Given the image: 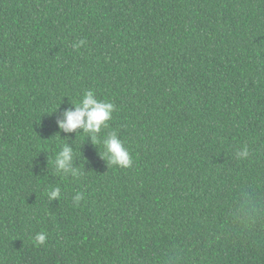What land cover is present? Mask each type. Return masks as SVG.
<instances>
[{
	"label": "trees",
	"instance_id": "16d2710c",
	"mask_svg": "<svg viewBox=\"0 0 264 264\" xmlns=\"http://www.w3.org/2000/svg\"><path fill=\"white\" fill-rule=\"evenodd\" d=\"M89 89L131 167L59 132ZM0 264H264V0H0Z\"/></svg>",
	"mask_w": 264,
	"mask_h": 264
},
{
	"label": "clouds",
	"instance_id": "9594fccd",
	"mask_svg": "<svg viewBox=\"0 0 264 264\" xmlns=\"http://www.w3.org/2000/svg\"><path fill=\"white\" fill-rule=\"evenodd\" d=\"M84 43V40H80L78 43H74L73 47L79 48ZM71 105V108L64 110L63 119L56 121L59 132L76 134L79 130L87 133V138L90 139L92 144H102L103 152L100 156L103 160L106 159L109 164L119 168L131 167L133 164L132 157L124 141L119 138L115 130L107 132L102 139L99 137L102 129L109 127L108 122L112 119V114L116 110V106L110 101L98 99L91 89L84 91L78 101L75 104L71 103ZM236 155L240 159L247 158L249 155L247 146L241 148ZM52 163L57 173H62L65 176L71 175L73 177L80 174L79 167L73 166V148L66 142L55 154ZM46 194L49 201H57L61 196V188L57 186ZM81 199L82 194L76 193L73 196L74 205L78 204ZM34 239L38 245H44L47 235L44 232H39L35 234Z\"/></svg>",
	"mask_w": 264,
	"mask_h": 264
}]
</instances>
